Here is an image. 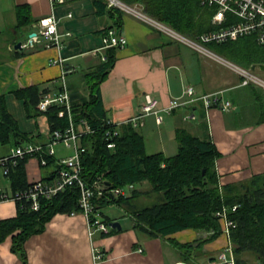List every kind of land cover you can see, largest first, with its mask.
<instances>
[{
	"label": "crops",
	"instance_id": "1",
	"mask_svg": "<svg viewBox=\"0 0 264 264\" xmlns=\"http://www.w3.org/2000/svg\"><path fill=\"white\" fill-rule=\"evenodd\" d=\"M24 4L29 5L34 21L17 27V7ZM132 6L144 12L140 4ZM48 15H56L59 20L62 45L46 47L38 43L34 48H18L19 42L27 41L37 30L36 22ZM122 18L120 32L127 43L116 51L114 65L98 87L108 119L126 123L140 113L147 94L159 100V107H165L192 86L195 101L165 112L161 124L156 122L154 114H149L144 117L143 125L137 127L145 136L149 153L176 154V130L185 127L198 136L207 132L212 135L222 153L216 163L221 185L239 183L264 173V93L242 84L239 73L207 58L188 42L170 36L150 20L124 11ZM112 23L110 16L97 13L93 0H0V95H5L9 111L22 131L35 138V144L51 138L48 117L45 114L28 117L25 103L17 98L16 91L38 85L46 90L42 97L56 96L65 80L72 105L82 107L84 101L91 100L89 76L98 74L104 62L107 48L104 29ZM214 93L230 99L231 110L224 111L221 106L202 109L197 104L203 100L202 96ZM12 150L9 145H0V157ZM73 152L72 148L58 145L54 156L59 163ZM57 163L45 166L38 157H31L27 162L29 182L50 177ZM140 184L141 188L138 184L130 186V195L123 188L124 195L131 196L135 190L143 193L150 187L147 182ZM0 189L10 195L9 181L2 179ZM149 196L154 197L149 199ZM139 198L146 201L131 199L132 203L151 204L156 193L140 194ZM132 203L115 204L129 213ZM99 211L104 212L102 208ZM16 214V200L0 198V219ZM110 217L111 222L118 220L122 228L109 234L97 231L91 236L84 213H57L43 232L27 239L29 264H215L218 254L229 243L228 236L221 233L199 249V242L210 236L209 232L189 228L165 236H150L134 228L131 213V220L125 217V223L119 217ZM173 240L189 242L192 249L185 252ZM94 246L106 255L98 263L93 257ZM242 259L241 264H259L258 258L250 253ZM0 264H21L12 251L11 235L0 242Z\"/></svg>",
	"mask_w": 264,
	"mask_h": 264
},
{
	"label": "trees",
	"instance_id": "2",
	"mask_svg": "<svg viewBox=\"0 0 264 264\" xmlns=\"http://www.w3.org/2000/svg\"><path fill=\"white\" fill-rule=\"evenodd\" d=\"M123 1L130 5L140 4L147 14L193 40L200 41L202 34L219 28V25L212 22L216 7L203 4L200 0ZM93 2L98 14H107L113 20L112 25L104 29V35L110 28L120 32L123 11L109 6L108 0ZM17 14V27L30 25L34 21L27 4L18 6ZM201 43L245 68L264 63V44H259L253 35L236 40ZM117 50L116 46L107 47L106 60L101 64L98 74L89 76L91 100L84 101L82 107L72 105L74 116L87 118L93 128L92 132L80 140L84 148L81 152V175L88 183L102 177L109 190L144 182L150 187L143 193L135 190L131 196L123 194L118 197H96L95 208L100 210L113 203L126 205L140 194L156 193V199L151 204L139 205L133 201L129 213L134 216V228L143 230L150 236H165L189 228L209 232L210 236L199 242L197 248L200 249L203 244L222 233V225L216 212L226 206L230 208V218L236 222L230 232V241L237 264L243 262L242 257L246 253L257 257L259 264H264V173L255 174L239 183L221 185L216 163L222 153L210 132L198 136L185 127H179L176 130L178 151L169 156L164 151L149 153L144 134L131 122L119 125L108 122L102 109L98 87L113 67ZM248 86L256 89L253 83ZM45 92L40 86L33 85L19 88L16 96L24 101L28 117L47 115L53 133L57 129L66 128L70 120L68 113H64V105L60 103L51 104L46 111L39 109V102ZM197 104L204 109L203 100ZM214 106L218 107L220 104L215 103L211 107ZM108 130L111 134L107 133ZM112 142L114 146L110 147ZM27 143H36V140L30 133L22 131L18 120L8 109L5 95H0V145H9L15 149ZM42 143L46 145L48 140ZM7 156L9 158L0 161V184L2 179L9 181L10 196L17 203V214L0 219V242L11 235L12 251L21 259V264H29L25 247L27 239L43 232L57 213H82L80 190L78 186L70 185L52 197H40V206L34 209V200L29 195L33 184L28 180L27 162L31 157H38L41 164L43 159L46 160L47 163L42 165L55 166L56 157L47 152H34L22 156H12L9 153L0 158ZM59 168L60 164L57 163V168L50 173V177L43 179L54 178ZM237 204L239 207L233 211L232 207ZM100 214L106 222H111L110 216L102 211ZM115 231L117 229L113 228L110 233ZM173 241L185 252L192 249L189 242Z\"/></svg>",
	"mask_w": 264,
	"mask_h": 264
},
{
	"label": "built area",
	"instance_id": "3",
	"mask_svg": "<svg viewBox=\"0 0 264 264\" xmlns=\"http://www.w3.org/2000/svg\"><path fill=\"white\" fill-rule=\"evenodd\" d=\"M52 1L63 2L64 0ZM108 1L110 6L118 7L124 12H132L150 20L170 36L188 42L191 46L201 52L209 51V49L201 42H223L227 40H236L247 35H253L259 44H264V0H200L203 4L216 7L212 22L219 25L218 29L202 34L199 37L201 42L185 37L171 26L148 16L145 11L144 13L122 0ZM69 15L71 16L72 14ZM36 26L37 30L30 35L29 39L25 42H21L22 48H34L38 43H42L46 47H59L62 45V35L59 31V20L56 15L42 17L36 22ZM103 41L105 47L116 46L120 48L127 43L126 37L115 28H110L107 31L106 35L103 37ZM103 59L106 60V55H103ZM232 64H234V70L243 77L242 84L247 85L253 83L264 88V72H262L263 76H260L255 72L256 70L245 68L235 63ZM202 98L207 108H210L215 103H219L221 109L224 111H229L233 107L232 102L223 94H208L202 96ZM196 99L195 90L192 86L187 87L182 96L173 99L171 103L165 107H159V100L152 95L147 94L140 113L128 122H131L135 127H138L143 125V119L145 116L154 114L156 116V122L161 124L164 121L163 114L165 112H170L176 107L187 105ZM53 103L64 105V113L67 112L69 115V125L64 129H57L51 133V138L46 145L43 143H27L13 149L11 152L12 156H22L26 153L34 152H47L55 155L56 146L58 144H63L70 148L72 147L74 150L72 155L59 161L60 168L53 179L44 180L40 178L31 182L33 185L31 186L29 195H31L34 200L33 208H39L40 197H52L60 191L65 190L68 186L76 185L80 190L79 203L82 208V213H84L88 219L90 235L93 236L97 231L109 234L112 230V226L101 217L100 211L95 208V198L100 196L118 197L124 194V190L121 187L109 190L102 177L96 178L91 183H88L83 179L81 175V152L84 148L82 147L80 140L84 135L92 132L93 128L87 118H76L74 116L73 106L65 80L63 83V89L56 96L46 94L41 98L39 109L46 111ZM108 122L112 124L116 123L112 120H108ZM117 124L119 125L121 123ZM110 132V130L107 131L108 134H111ZM117 133L118 130L116 129L115 134ZM109 146H114V143H110ZM7 158H9V156L0 158V161L3 162ZM46 163V160L43 159L42 164ZM0 198L7 199L12 197L0 189ZM238 207L239 204L234 205L232 210L235 211ZM229 210L230 208L225 206L216 212V216L219 218L222 225V233L228 236L229 243L220 251L215 264H237L236 256L233 252L232 243L230 241V232L231 229L236 226V222L230 218ZM74 214L76 213H72V215ZM105 256V253L100 248L96 246L93 247V257L95 262L98 263L103 260Z\"/></svg>",
	"mask_w": 264,
	"mask_h": 264
},
{
	"label": "rangeland",
	"instance_id": "4",
	"mask_svg": "<svg viewBox=\"0 0 264 264\" xmlns=\"http://www.w3.org/2000/svg\"><path fill=\"white\" fill-rule=\"evenodd\" d=\"M201 52V51H200ZM202 53L204 54V56H206L207 58L213 60V61H216L218 63H221L223 65H225L226 67H228V69H231L232 71H235L234 70V62L231 63V61H227L226 58H223L222 56L216 54L215 52L213 51H202ZM218 55V56H216ZM220 56V57H219ZM226 60V61H225ZM228 62V63H227ZM236 64V63H235ZM258 75L260 76H263V73L258 69H256L255 71ZM256 89L259 91V92H262L264 93V88L259 86V85H256V84H253ZM264 111V110H263ZM58 145H63V144H58ZM57 145V146H58ZM70 148V147H68ZM72 148V147H71ZM73 149V148H72ZM147 151L148 152H151L150 151V147L147 148ZM138 188H141V184H138L137 186ZM145 186H143L144 188ZM124 189L126 190V193L127 195H130L132 192L130 190V186H125ZM150 197V196H149ZM154 196L150 197L149 199H153ZM138 197H135L134 200H138L139 202L141 203H144L143 201H146V199H137ZM149 201V200H148ZM151 202V201H149ZM102 210L105 212L106 215H110V216H116V217H119L123 223H125L127 220H125V217L128 218V220H131V217H129V213L128 211L121 205H118V204H109V205H106L105 207L102 208ZM128 213V214H127ZM77 214V213H76ZM72 215V214H71ZM118 221V220H117Z\"/></svg>",
	"mask_w": 264,
	"mask_h": 264
},
{
	"label": "water",
	"instance_id": "5",
	"mask_svg": "<svg viewBox=\"0 0 264 264\" xmlns=\"http://www.w3.org/2000/svg\"><path fill=\"white\" fill-rule=\"evenodd\" d=\"M17 47L20 48L21 47V42H19L17 44ZM261 69V70H264V63H256V64H253L251 69L252 70H256V69ZM110 225L112 226V228L114 229H121L122 228V225L119 221H113L110 223Z\"/></svg>",
	"mask_w": 264,
	"mask_h": 264
},
{
	"label": "bare ground",
	"instance_id": "6",
	"mask_svg": "<svg viewBox=\"0 0 264 264\" xmlns=\"http://www.w3.org/2000/svg\"><path fill=\"white\" fill-rule=\"evenodd\" d=\"M217 56V55H216ZM226 61V60H225ZM228 61V60H227ZM228 63V62H227Z\"/></svg>",
	"mask_w": 264,
	"mask_h": 264
}]
</instances>
